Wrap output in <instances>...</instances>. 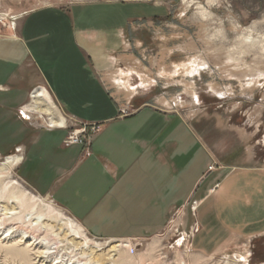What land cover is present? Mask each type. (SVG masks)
Here are the masks:
<instances>
[{"label": "rangeland", "instance_id": "374dc122", "mask_svg": "<svg viewBox=\"0 0 264 264\" xmlns=\"http://www.w3.org/2000/svg\"><path fill=\"white\" fill-rule=\"evenodd\" d=\"M73 4L121 7L137 16L124 33L123 47L112 55V81L131 109L148 103L177 115L197 134L211 160L203 179L206 190L233 168L264 171V0H0V38L36 8ZM14 79L0 90V163L17 148L23 160L4 183L17 186L58 221L37 219L47 229L41 228L42 234L26 225H1L0 264H264V235L231 239L212 255L195 251L191 243L200 229L195 198L172 211L155 235L90 234L53 197L33 189L20 168L38 136L65 149L84 146L88 153L86 145L65 146L64 139L84 127L86 134L79 138L92 137L96 126L68 119L52 100L65 127L48 128V116L40 112L25 117L23 107L32 104L30 95L41 85H33L30 67ZM7 209L21 211L16 203ZM24 220L35 226L34 220ZM34 233L39 244L32 246Z\"/></svg>", "mask_w": 264, "mask_h": 264}, {"label": "crops", "instance_id": "0c3cea01", "mask_svg": "<svg viewBox=\"0 0 264 264\" xmlns=\"http://www.w3.org/2000/svg\"><path fill=\"white\" fill-rule=\"evenodd\" d=\"M136 17L96 4L42 6L0 38V90L30 67L33 85H41L68 119L97 127L88 153L38 136L27 147L22 177L96 237L155 235L193 198L200 227L191 243L195 251L212 255L231 239L263 236V170L233 168L206 190L210 155L189 125L148 103L133 109L122 103L112 55Z\"/></svg>", "mask_w": 264, "mask_h": 264}, {"label": "bare ground", "instance_id": "6f19581e", "mask_svg": "<svg viewBox=\"0 0 264 264\" xmlns=\"http://www.w3.org/2000/svg\"><path fill=\"white\" fill-rule=\"evenodd\" d=\"M30 99H32L31 100L32 104L30 105L28 104L23 107L24 110L23 112H25L23 113V115L25 117H27L28 115L27 113L29 112H40L41 114L48 116V121H47L48 128L65 127L64 119L56 114L54 107L51 104V99L49 97V94L43 87L36 88L30 95ZM37 105H41L43 108L38 109ZM20 151L21 148H17L16 149L17 154L4 157L3 162L0 163V203H5L3 207L0 206L4 212L2 214L0 213V219H1L0 226L2 225L8 227L14 224H19L18 225L19 227L20 225L22 226L26 225L29 229H31V231H35L36 233L38 232L42 234L41 228L43 229L46 228L45 226L44 227L41 226L43 223L38 224L37 219H44L47 221L56 222L58 221L57 217L52 216L49 210L47 213H43L44 210H42V207L36 208L35 202H33V200L30 197L26 196L23 192H21V190L17 186L13 184L4 183L7 177H9L12 167L18 165L21 162L22 159L21 155L18 154ZM11 203L12 204L16 203L19 206V209L21 208L20 209L21 211L11 212L10 210H8L7 207ZM24 219L34 220L35 226H32L31 223H29L30 221L26 222ZM25 232L29 233L30 231L29 232L25 231ZM44 232H47V229L44 230ZM12 233L13 232H11L9 236H11ZM32 238L35 239L34 242L31 243V245L33 246L34 244L37 243V237L35 236V233L34 235L32 234ZM38 244L39 242L36 245Z\"/></svg>", "mask_w": 264, "mask_h": 264}, {"label": "built area", "instance_id": "2783aa9c", "mask_svg": "<svg viewBox=\"0 0 264 264\" xmlns=\"http://www.w3.org/2000/svg\"><path fill=\"white\" fill-rule=\"evenodd\" d=\"M91 130L94 133L97 131L96 127H92ZM83 133L86 134L85 127L82 128L81 130H77V131L72 132L70 135H68L64 139V145L65 146H71V145H75V144H83V145H86L87 151H89L91 136L85 137V135H84V140H82L79 137ZM84 141H85V143H83Z\"/></svg>", "mask_w": 264, "mask_h": 264}]
</instances>
